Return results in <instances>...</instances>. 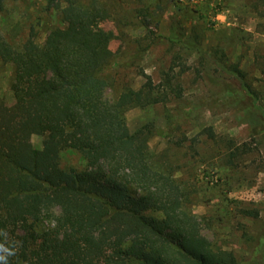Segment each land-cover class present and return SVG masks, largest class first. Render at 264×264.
Segmentation results:
<instances>
[{
  "label": "trees",
  "instance_id": "obj_1",
  "mask_svg": "<svg viewBox=\"0 0 264 264\" xmlns=\"http://www.w3.org/2000/svg\"><path fill=\"white\" fill-rule=\"evenodd\" d=\"M61 14L70 28L51 29L44 42L31 31L12 44L0 30L14 97L0 106V264H264V218L248 257L217 245L203 216L187 207L175 165L150 148L161 127L129 128L126 110L166 102L167 87L126 84L107 95L116 37L101 25L108 8L77 1ZM231 72L242 76L238 67ZM203 131L216 137L211 126ZM35 133L44 136L42 147L33 144ZM68 148L82 154L85 168L61 165ZM250 151L228 138L226 162ZM241 212L260 218L256 208Z\"/></svg>",
  "mask_w": 264,
  "mask_h": 264
},
{
  "label": "rangeland",
  "instance_id": "obj_2",
  "mask_svg": "<svg viewBox=\"0 0 264 264\" xmlns=\"http://www.w3.org/2000/svg\"><path fill=\"white\" fill-rule=\"evenodd\" d=\"M77 1L90 0H7L0 30L12 44L31 31L44 42L51 29L70 28L61 9ZM98 1L110 13L101 25L116 34L107 95L116 97L126 84L167 87L166 102L128 108V126L135 130L153 121L161 127L150 148L177 168L189 190L187 207L203 216L204 233L248 257L264 218V0ZM146 7L151 16L144 15ZM233 67L242 76L230 73ZM12 78L13 66L0 58V106L14 101ZM168 82L181 89L179 96ZM208 126L215 138L203 131ZM228 138L251 147L235 164L226 162ZM31 140L42 147L44 136L35 133ZM61 165L83 169L86 162L68 148ZM242 208L258 209L260 218Z\"/></svg>",
  "mask_w": 264,
  "mask_h": 264
},
{
  "label": "clouds",
  "instance_id": "obj_3",
  "mask_svg": "<svg viewBox=\"0 0 264 264\" xmlns=\"http://www.w3.org/2000/svg\"><path fill=\"white\" fill-rule=\"evenodd\" d=\"M0 259H2V257H0Z\"/></svg>",
  "mask_w": 264,
  "mask_h": 264
}]
</instances>
